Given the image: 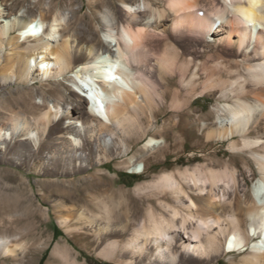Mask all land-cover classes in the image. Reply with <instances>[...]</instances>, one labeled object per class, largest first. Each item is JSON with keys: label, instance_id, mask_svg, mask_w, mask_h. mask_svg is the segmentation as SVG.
<instances>
[{"label": "bare ground", "instance_id": "1", "mask_svg": "<svg viewBox=\"0 0 264 264\" xmlns=\"http://www.w3.org/2000/svg\"><path fill=\"white\" fill-rule=\"evenodd\" d=\"M106 3H89L104 33L91 39L80 36L89 27L72 29L64 13L49 18L41 10L39 18L15 13L12 19L0 3V21L12 19L0 24V83L52 81L59 92L52 104L31 101L30 117L13 114L10 128L0 126V143L11 150V143L34 139L42 155L59 144V157L83 169L86 160L99 159L102 141L127 153L129 141L148 136L146 157L162 149L169 126L190 122L197 97L215 96L219 102L200 128L208 143L229 140L232 156L179 170L178 178L163 173L155 186L169 193L149 194L144 214L132 210L131 192L121 193L126 226L110 231L126 240L108 242L100 253L125 251L131 262L144 264H218L238 250L243 255L230 264H264V0H122L115 21L97 16ZM61 78L73 80L85 96L73 89L65 97L61 91L69 87ZM2 106L10 108V101ZM167 108L176 119L158 125L156 114ZM65 131L70 134L54 136ZM239 161L257 174L249 193ZM127 168L141 174L146 163L131 157ZM107 198L100 202L108 207ZM13 252L0 239V254ZM52 255L78 264L66 244L57 242Z\"/></svg>", "mask_w": 264, "mask_h": 264}, {"label": "rangeland", "instance_id": "2", "mask_svg": "<svg viewBox=\"0 0 264 264\" xmlns=\"http://www.w3.org/2000/svg\"><path fill=\"white\" fill-rule=\"evenodd\" d=\"M90 1L92 0H0V3L6 13L11 14L12 19L15 13L39 18L42 10L52 18L54 14L61 12L71 20L72 29L89 27L80 36L86 39L99 36L104 38L101 24L97 22V18H92L93 7L91 8ZM106 2V6L101 5L102 13L97 12V16L108 14L115 21L122 0ZM139 4L143 7L142 2L138 1ZM81 16H85L86 20L79 19ZM11 17L1 18L4 21H0V24L11 22ZM87 21L91 23L86 25ZM12 33L17 34V31ZM69 75L75 78V74ZM61 81L69 87L61 91L65 97L70 96L73 89L85 96L73 80L61 78ZM56 88L52 81L0 83V126L10 128L11 119L15 120L12 117L15 113L30 117L33 112L31 101L43 103L46 100V104H52L58 100L59 92ZM17 97L21 100L14 101ZM7 100L10 101V108L2 106ZM60 102L67 104L65 100ZM218 102V98L211 95L197 97L189 112L191 118L188 125L169 126L163 135L166 138L164 146L152 155L142 156L145 152L142 147L148 136L134 143L129 141L127 146L130 150L127 153L121 151V146H118L117 152H113L112 143L102 141L101 153H110L101 154L99 159H95L94 155L93 159L83 163V169H79L80 163L76 165L74 160L59 157L63 150L59 144L46 149L42 155V151L37 152L39 144L35 147L34 139L11 143V150H6L8 143H0V239L7 240L15 248L13 253L0 254V264H64L52 255L57 242L70 248L78 264H144L131 262L125 251H116L111 257H106L105 252L100 253L106 243H121L126 240V234L118 237L111 235L112 229L126 226V195L121 193L131 192L129 197L132 210L142 211L144 214L148 199L152 198L149 194L161 193L163 196L169 193L167 188L155 186L156 180L163 173H173L178 178L179 170L213 163L216 159H229L232 156L228 147L229 140H209L208 143L207 136L200 128L201 120L204 117L210 118L207 113ZM86 104L83 97L82 106ZM163 111L156 114L154 122L158 125H163L168 120L173 121L178 115L170 108ZM145 120L146 124L151 123L148 119ZM67 134L70 133L58 132L54 136ZM131 157L144 160L146 168L143 173L129 172L127 167ZM239 163L244 167V174L239 173V179L244 185V191L249 193L257 174L245 167L242 161ZM105 197H108V207L100 202ZM94 203H98L100 207L95 208ZM153 203L156 205L157 201ZM128 221L129 226L137 223L134 220ZM217 226L215 224L214 228ZM192 239L197 240L194 236ZM242 255L238 250L227 251L218 264H230L231 259L237 260Z\"/></svg>", "mask_w": 264, "mask_h": 264}]
</instances>
